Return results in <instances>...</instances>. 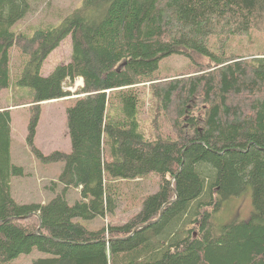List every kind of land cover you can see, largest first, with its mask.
<instances>
[{"label":"trees","instance_id":"trees-1","mask_svg":"<svg viewBox=\"0 0 264 264\" xmlns=\"http://www.w3.org/2000/svg\"><path fill=\"white\" fill-rule=\"evenodd\" d=\"M31 10L28 0H0V91L29 89L9 108L31 107L28 145L64 167L48 200L16 202L12 179L24 171L11 162V109H0V263L35 249L47 257L33 264H264V53L225 51L232 36L264 33V0H83L56 27L13 31ZM68 37L69 62L42 76ZM212 38L221 49L212 51ZM172 55L201 62L190 77L160 81L158 65ZM76 79L70 152L43 156L34 146L39 105L71 97L65 86ZM146 85L169 134L140 130ZM149 176L157 191L125 223L89 230L75 221L113 216L112 184ZM72 189L79 199L70 204ZM249 190L250 218L220 226L224 201Z\"/></svg>","mask_w":264,"mask_h":264},{"label":"rangeland","instance_id":"rangeland-1","mask_svg":"<svg viewBox=\"0 0 264 264\" xmlns=\"http://www.w3.org/2000/svg\"><path fill=\"white\" fill-rule=\"evenodd\" d=\"M32 10L13 26V31L30 34L38 27L51 25L58 26L75 8L82 5L83 0H28ZM215 38L210 41L212 51L221 49V45ZM71 39L66 38L44 62L41 74L48 76L58 65L67 64L71 55ZM227 55L251 56L264 53V33L251 30L244 35L232 36L225 47ZM13 67L19 64V52L12 51ZM206 61V60H204ZM201 62L200 59H191L184 55H172L161 60L158 70L160 81L176 78H187L195 73L194 64ZM203 62V61H202ZM82 80L76 79L65 89L72 96L58 101H51L39 105V119L35 129L34 146L48 156L52 152H70V136L67 126L66 109L72 104L73 95L78 88L83 86ZM27 88L16 87L14 90L6 89L0 91V109L15 105L20 98H29ZM141 103L138 113V121L141 132L147 138L158 134H169L171 132V120L165 114L158 101L150 93L148 85L140 87ZM31 92V91H30ZM203 105L199 104V110L194 114L202 112ZM11 109V162L15 166L23 168L22 177L12 179V195L18 203H41L48 200L51 191L48 190L50 182L57 180L61 174L63 163H49L39 160L27 143L28 126L32 118L31 107H10ZM158 178L149 176L135 181H120L113 183L112 187L118 190L117 209L113 216L95 218L90 221L76 219L75 221L84 225L89 230H97L103 225H118L125 223L134 214L138 213L142 203L148 195L154 194L158 189ZM47 188L48 191L45 190ZM61 190V189H60ZM69 203L79 199L77 191L70 192ZM253 212L252 195L250 190L239 197H231L224 201L221 209L216 213V221L222 226L233 221H245ZM45 253L33 250L30 254H22L10 263L0 264H33L38 258H45Z\"/></svg>","mask_w":264,"mask_h":264}]
</instances>
